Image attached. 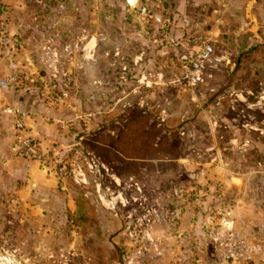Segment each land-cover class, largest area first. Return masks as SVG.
<instances>
[{"label":"rangeland","instance_id":"obj_1","mask_svg":"<svg viewBox=\"0 0 264 264\" xmlns=\"http://www.w3.org/2000/svg\"><path fill=\"white\" fill-rule=\"evenodd\" d=\"M163 7L0 0L10 56L22 45L11 31L19 13L37 32L68 28L76 41L35 48L44 99L57 110L70 104L65 117L47 120L68 141L44 148L49 168L15 152L55 179L54 194L32 200L48 208L4 194L11 188L0 179V264L264 263V6L244 36H191L189 52L164 50L174 21L155 17ZM122 25L138 27L154 51L125 42L116 50ZM205 38L214 53L193 83L190 60Z\"/></svg>","mask_w":264,"mask_h":264},{"label":"crops","instance_id":"obj_2","mask_svg":"<svg viewBox=\"0 0 264 264\" xmlns=\"http://www.w3.org/2000/svg\"><path fill=\"white\" fill-rule=\"evenodd\" d=\"M127 1L131 6L139 7L143 10V13L150 3L159 4L164 2V10L158 12V14L157 12L154 13L157 19L161 18L160 14H165V16L167 15L174 21L169 36L165 40L166 46L164 50H187L188 52L196 48L188 42V38L191 36L209 34L217 42L225 38V35L244 36L245 31H249L250 19L254 17L253 14L259 12L264 6V0ZM120 7L127 9L125 3H122ZM143 13H137L135 18H142ZM19 14V26L11 31L22 39L21 49L15 51L11 61H7L3 56L2 48H0V81L9 77L11 66L17 67L22 76L15 89L0 88V100L6 104L14 105L27 113L29 119L26 122L25 132L22 134H29L38 138L44 148H49L58 141H68L66 139L67 129H59L55 124H51L47 120L52 117H65L64 115L67 114L63 113L68 111L70 104L67 102L64 106H60L58 111L56 107H52L49 101L44 99L45 92L48 89L46 86L44 90L42 89L44 77L39 72L42 71L43 66L39 61L35 48L38 50L43 47L46 44L44 43L45 40L48 38L54 45H67L69 43L73 45L75 41L74 34L72 30L64 28L62 36L60 30L56 28L57 26L37 32L36 28L25 20L28 18L27 13ZM123 15H125L124 12L121 13V17ZM54 21L57 20L55 19ZM115 31L120 37V42L115 47L116 50L120 51L121 48L125 47V42L133 49L154 51V42L149 39L146 40L139 32L138 27L122 25L117 26ZM59 33L61 34L58 35ZM75 33L81 34L83 46L87 48L91 45L92 40L87 27H81ZM46 36L49 37L46 38ZM100 36H103V38H100ZM104 40H106L104 34L99 32L96 45L98 49L102 47V44H105L103 43ZM150 61L154 60L150 59ZM101 83L102 81L99 78L98 85ZM19 134L15 128L13 116L7 115L0 121V179L2 181L6 180L9 184L7 186L11 188L8 190L7 187H3V193H17V195L22 197L23 205L28 207L37 206L36 208L44 210L51 204L48 202H33L32 200L34 197L40 198V196L54 194L56 190L54 187L55 179L48 176L36 162L17 157L14 146ZM19 181H24L25 183L23 182L22 185L19 184ZM2 186L5 185L3 184Z\"/></svg>","mask_w":264,"mask_h":264},{"label":"built area","instance_id":"obj_3","mask_svg":"<svg viewBox=\"0 0 264 264\" xmlns=\"http://www.w3.org/2000/svg\"><path fill=\"white\" fill-rule=\"evenodd\" d=\"M130 5V4H129ZM0 43L6 52V59L10 61L13 56L11 51L14 48L13 41L7 34V31L0 33ZM214 53V47L210 39H203L202 46L199 53L195 58H191L189 70V77L194 83L201 81L203 70L206 64L211 62L212 55ZM21 80V73L15 66L10 67V74L6 80L0 81V88L2 89H15ZM13 116L15 119V128L19 132V136L16 139L14 151L24 158L32 159L36 162L41 163L42 166L49 168L48 152L44 149L42 142L29 134H22L26 129V122L29 119V115L14 105L6 104L0 100V121L5 116Z\"/></svg>","mask_w":264,"mask_h":264},{"label":"water","instance_id":"obj_4","mask_svg":"<svg viewBox=\"0 0 264 264\" xmlns=\"http://www.w3.org/2000/svg\"><path fill=\"white\" fill-rule=\"evenodd\" d=\"M130 1H131V0H130ZM130 1H129V2H130Z\"/></svg>","mask_w":264,"mask_h":264}]
</instances>
